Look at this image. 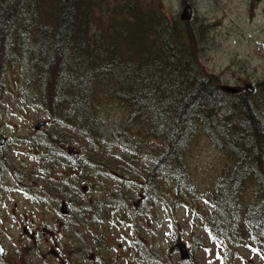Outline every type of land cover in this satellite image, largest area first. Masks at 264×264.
<instances>
[{
	"label": "rangeland",
	"instance_id": "obj_1",
	"mask_svg": "<svg viewBox=\"0 0 264 264\" xmlns=\"http://www.w3.org/2000/svg\"><path fill=\"white\" fill-rule=\"evenodd\" d=\"M186 3L194 27L206 25L198 70L216 75L223 89L241 87L234 99L247 100L246 111L256 114L264 130V0H159L162 12L177 19ZM105 5L102 0L101 10L92 7L90 33L98 48L106 29L96 16L105 22ZM67 68L57 91L53 73L41 80L36 69H0V264H264L248 244L232 247L208 230L217 182L231 173L235 153L196 134L182 160L188 175L178 193L174 179L164 180L142 156H126L118 125L128 109L104 83L89 113L68 111ZM88 122L89 131L82 133ZM91 147L96 162L77 168L76 160ZM70 148L77 152L69 155ZM260 168L264 174V163ZM245 185V200L259 194L257 183ZM179 240L189 252L185 260L176 248ZM148 249L158 259H149Z\"/></svg>",
	"mask_w": 264,
	"mask_h": 264
},
{
	"label": "trees",
	"instance_id": "obj_2",
	"mask_svg": "<svg viewBox=\"0 0 264 264\" xmlns=\"http://www.w3.org/2000/svg\"><path fill=\"white\" fill-rule=\"evenodd\" d=\"M92 7L101 10L102 0H0L1 71L17 64L40 71L41 80L53 73L57 91L62 70L73 62L66 73L71 88L65 105L81 114L90 112L94 92L104 83L128 109L118 125L128 144L121 145L126 156H142L154 165L152 171H162L164 180L174 179L178 193L188 175L182 160L196 134L235 153L231 173L217 182L208 230L232 247L248 244L264 260V130L256 114L246 111L247 100L234 99L241 92H226L216 75L198 70L206 25L195 28L190 21L169 18L159 0H106L105 22L96 16L106 29L105 42L96 48L90 33ZM57 64L59 71L54 70ZM228 98L230 109L217 117ZM91 124L83 123L82 133ZM97 157L88 148L76 166H92ZM248 181L258 184L259 194L245 200ZM146 253L158 259L152 249Z\"/></svg>",
	"mask_w": 264,
	"mask_h": 264
},
{
	"label": "water",
	"instance_id": "obj_3",
	"mask_svg": "<svg viewBox=\"0 0 264 264\" xmlns=\"http://www.w3.org/2000/svg\"><path fill=\"white\" fill-rule=\"evenodd\" d=\"M191 16H192V7H191L190 4L187 3V4H185L183 6V9H182V11L180 13L179 18L182 21H190ZM224 90L226 92L234 93V92L239 91L240 88L239 87H230L229 86V87H225ZM0 139H1V137H0ZM75 152H76V150L74 148H72V149L69 150V153L70 154H73ZM61 206H62L61 209H60L61 212L65 213L67 211L66 205L64 203H62ZM176 247L178 248L179 253H180V257L182 259H185V258L188 257L189 253H188V250H187L186 245H185L184 242H182V241L179 240L176 243ZM3 253H4V249H3L2 245L0 244V255H3Z\"/></svg>",
	"mask_w": 264,
	"mask_h": 264
},
{
	"label": "flooded vegetation",
	"instance_id": "obj_4",
	"mask_svg": "<svg viewBox=\"0 0 264 264\" xmlns=\"http://www.w3.org/2000/svg\"><path fill=\"white\" fill-rule=\"evenodd\" d=\"M0 137H1V136H0ZM0 142H1V143H2V142L4 143V139H3V137H1ZM62 203H64V204L66 205L65 202H62ZM62 203H61V204H62ZM65 213H67V211H66ZM2 246H3V245H2ZM3 248H4V247H3ZM21 253H22V252H21ZM4 255H5V250H4L3 255H0V258H4V257H5ZM85 255H86V254H85ZM66 257L69 258L67 254H66ZM94 257H95V256H91V259H92V258L94 259ZM93 259H92V260H93ZM95 259H96V258H95ZM77 264H79V262H78Z\"/></svg>",
	"mask_w": 264,
	"mask_h": 264
},
{
	"label": "bare ground",
	"instance_id": "obj_5",
	"mask_svg": "<svg viewBox=\"0 0 264 264\" xmlns=\"http://www.w3.org/2000/svg\"><path fill=\"white\" fill-rule=\"evenodd\" d=\"M233 87V86H232ZM235 87V86H234ZM223 89V88H222ZM36 128H38V127H36ZM75 150H76V152H77V149L76 148H74Z\"/></svg>",
	"mask_w": 264,
	"mask_h": 264
}]
</instances>
